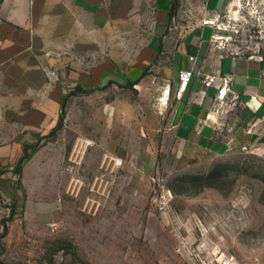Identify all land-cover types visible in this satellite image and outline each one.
Here are the masks:
<instances>
[{
    "label": "rangeland",
    "instance_id": "374dc122",
    "mask_svg": "<svg viewBox=\"0 0 264 264\" xmlns=\"http://www.w3.org/2000/svg\"><path fill=\"white\" fill-rule=\"evenodd\" d=\"M224 15L220 48L264 56V0ZM132 16L104 44L43 40L42 126L20 163H0V264H198L216 252L264 264V147L227 124L244 106L223 115L217 147L184 150L177 100ZM113 67L122 84H100Z\"/></svg>",
    "mask_w": 264,
    "mask_h": 264
},
{
    "label": "crops",
    "instance_id": "0c3cea01",
    "mask_svg": "<svg viewBox=\"0 0 264 264\" xmlns=\"http://www.w3.org/2000/svg\"><path fill=\"white\" fill-rule=\"evenodd\" d=\"M226 1L0 0V163H17L42 126L43 106L36 94L43 85L38 59L43 40L104 44L108 33L117 39L112 30L123 29L128 14H134L130 29L150 31L148 60L158 59L168 95V84L175 90L182 68L196 72L175 107L174 134L184 150L218 146L220 131L205 120L226 74H233L231 92L244 106L242 117L227 123L229 130L249 147H264V56L227 54L210 42L213 30L200 26L204 16L222 10ZM206 75L217 76L211 88L203 85ZM124 78L118 67L104 68L99 83L122 84Z\"/></svg>",
    "mask_w": 264,
    "mask_h": 264
},
{
    "label": "built area",
    "instance_id": "2783aa9c",
    "mask_svg": "<svg viewBox=\"0 0 264 264\" xmlns=\"http://www.w3.org/2000/svg\"><path fill=\"white\" fill-rule=\"evenodd\" d=\"M237 0H227L224 8L219 11H215L212 14L206 15L201 19L200 26L210 27L213 32L210 37V42L221 47L225 42L219 33L225 30V12L228 9L229 5L236 2ZM250 1V0H247ZM190 61L195 62L196 57L191 56ZM196 74L193 68H182L179 74V81L175 90L172 89V85L168 84L170 88L169 100L173 95L176 100H182L185 92L187 91L192 77ZM197 75H202L199 71ZM217 76L215 75H206L203 78V85L206 88H211L216 80ZM222 83L213 98L212 109L207 114L205 122L213 127L214 130L218 131L220 129L219 120L216 118H221L225 113H228L233 109V107L238 103L239 96L231 92V85L234 81L233 74H226L221 77ZM168 100V101H169ZM167 101V102H168ZM249 147V146H248ZM252 148V147H249ZM258 148V147H256ZM199 263L198 264H238L237 259L234 255L216 252L210 258L203 259L198 255Z\"/></svg>",
    "mask_w": 264,
    "mask_h": 264
},
{
    "label": "bare ground",
    "instance_id": "6f19581e",
    "mask_svg": "<svg viewBox=\"0 0 264 264\" xmlns=\"http://www.w3.org/2000/svg\"><path fill=\"white\" fill-rule=\"evenodd\" d=\"M165 87H167V85H166ZM168 91H169V93H170V88H168ZM168 100H169V98H168ZM167 103H168V102H167Z\"/></svg>",
    "mask_w": 264,
    "mask_h": 264
},
{
    "label": "trees",
    "instance_id": "16d2710c",
    "mask_svg": "<svg viewBox=\"0 0 264 264\" xmlns=\"http://www.w3.org/2000/svg\"><path fill=\"white\" fill-rule=\"evenodd\" d=\"M23 157L19 160V163L22 161Z\"/></svg>",
    "mask_w": 264,
    "mask_h": 264
}]
</instances>
